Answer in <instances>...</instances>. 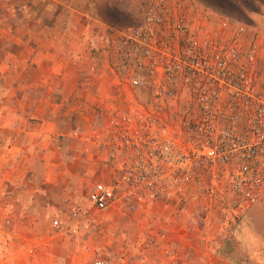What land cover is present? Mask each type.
<instances>
[{
  "label": "rangeland",
  "instance_id": "374dc122",
  "mask_svg": "<svg viewBox=\"0 0 264 264\" xmlns=\"http://www.w3.org/2000/svg\"><path fill=\"white\" fill-rule=\"evenodd\" d=\"M151 3L204 32L251 27L264 47V5L246 24L210 0H0V264H264L253 237L264 238V193L244 212L231 196H208L205 182L178 212L88 206L86 137L132 103L103 80L117 73V32L140 25ZM75 207L85 219H71Z\"/></svg>",
  "mask_w": 264,
  "mask_h": 264
},
{
  "label": "built area",
  "instance_id": "2783aa9c",
  "mask_svg": "<svg viewBox=\"0 0 264 264\" xmlns=\"http://www.w3.org/2000/svg\"><path fill=\"white\" fill-rule=\"evenodd\" d=\"M192 26L151 3L140 25L117 32L122 51L109 83L132 103L101 126L100 155L115 172L88 192L96 211H182L204 182L208 196H231L235 211L264 193V47L251 27ZM85 218L72 209L71 219ZM52 227L64 230L59 220Z\"/></svg>",
  "mask_w": 264,
  "mask_h": 264
},
{
  "label": "crops",
  "instance_id": "0c3cea01",
  "mask_svg": "<svg viewBox=\"0 0 264 264\" xmlns=\"http://www.w3.org/2000/svg\"><path fill=\"white\" fill-rule=\"evenodd\" d=\"M44 57H45L44 51H42L41 49L38 50L36 63H37V66L39 68H42V69L44 68V62H42V59H44ZM76 57H78V55H77V52L75 51V52L72 53V59L69 60V63H68L69 69H70V74H75L76 73V71H75L76 70V66H77L76 63H75ZM54 63L56 64L57 61L54 60ZM105 65H107V62H106ZM58 68H60V67L58 66ZM89 69H91V67ZM59 70H61V68ZM58 72H60V71H57V73ZM72 80H73L72 77L68 78V82L69 83ZM103 80L106 82L107 85L110 84L108 78L103 79ZM72 86H75V82L69 84V87H70L69 91H71V92L74 89V88L73 89L71 88ZM101 88L103 89V85L101 86ZM103 90H105V89H103ZM97 128L102 129L101 126L97 127ZM94 134H95L94 132L89 131V133H88V135L86 137L87 140H85L86 147L83 150L84 155H85V157L83 159V162L86 165L87 174H89L90 179L92 181V184H91L90 188L96 182L104 181L106 183H109L111 175L113 174V172H115V168H113V166L111 165V162L104 161V159H105L104 156L100 155L101 143H102V140H103V138H102L103 133L99 131V134H96V135H94ZM90 188H89V190H90ZM189 199H191V196L189 197ZM88 206L90 208H92L94 211H96L93 208V206H91V204L89 202H88ZM160 206L163 207L164 209L170 210L172 212L174 211V210H172L171 207L165 206V205H161V204H157L154 208L158 209ZM250 207H247L245 210H243V212L246 211ZM139 210H142V209H139ZM117 211L120 212V213H124L123 209H119ZM142 211H145V210H142ZM153 211H154V209H153ZM97 212H101V211H97ZM128 213H130V212H128ZM55 220H58V218H56ZM251 235H252V233H251ZM257 235L258 234H254L253 237L255 239H257L260 242V244L264 245V238H262L260 236H257Z\"/></svg>",
  "mask_w": 264,
  "mask_h": 264
},
{
  "label": "trees",
  "instance_id": "16d2710c",
  "mask_svg": "<svg viewBox=\"0 0 264 264\" xmlns=\"http://www.w3.org/2000/svg\"><path fill=\"white\" fill-rule=\"evenodd\" d=\"M210 1L216 3V5H218L220 8L222 7L226 9V12L230 11L232 13H235V15L238 17L235 19H238V21H240L241 23H246V24L254 23L250 18V14L259 13L261 11V7L264 5V0H210ZM139 22H141V20ZM261 198L262 196L254 204H256Z\"/></svg>",
  "mask_w": 264,
  "mask_h": 264
}]
</instances>
